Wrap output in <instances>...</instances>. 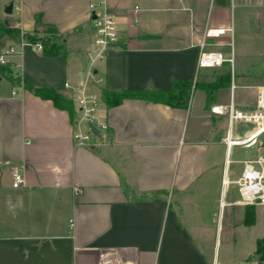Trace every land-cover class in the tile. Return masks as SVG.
<instances>
[{
    "label": "crops",
    "instance_id": "obj_1",
    "mask_svg": "<svg viewBox=\"0 0 264 264\" xmlns=\"http://www.w3.org/2000/svg\"><path fill=\"white\" fill-rule=\"evenodd\" d=\"M100 1L118 26L104 60L95 57L90 10ZM250 19L264 21V0H0V21L24 33L52 28L67 52L45 56L24 39L8 45L17 51L9 70L22 81L5 76L10 86L0 89V264H99L109 252L117 264H264L256 255L264 237L240 258L227 251L240 224L250 226L230 166L263 157L264 134L229 148V103L220 101L229 90L235 99L239 79L252 92L237 108H255L264 62L260 73L231 71L229 86L211 101L204 89H194L182 107L141 99L110 107L103 96L107 137L85 146L74 140L76 111L56 108L23 81L68 97L66 83L102 93L171 91L206 70L198 67L202 50L228 57L233 33L208 39L207 30L243 36ZM217 106L225 114H214ZM250 124L237 123L231 137L252 136L256 126L238 131ZM238 147L255 155L232 159ZM14 170L25 179L18 189ZM253 212L256 220L255 206Z\"/></svg>",
    "mask_w": 264,
    "mask_h": 264
},
{
    "label": "built area",
    "instance_id": "obj_2",
    "mask_svg": "<svg viewBox=\"0 0 264 264\" xmlns=\"http://www.w3.org/2000/svg\"><path fill=\"white\" fill-rule=\"evenodd\" d=\"M92 12L94 33L96 36L97 48L95 57L98 60H104L106 53L116 41H118V26L115 19L109 14L104 1L90 4ZM226 32L233 33V29H209L206 32V38L216 39L224 35ZM32 45V44H31ZM35 46L39 51H43V45L37 43ZM205 44L202 45V48ZM14 47L5 48L0 52V66H7L9 58L16 54ZM226 62L233 63V57L228 58L224 53L219 51L202 50L199 56V69L221 68ZM99 80H95V84H99ZM69 91V98L75 104L76 118L74 140L78 146H85L93 142L95 138H106L108 125L100 118L101 105L103 103V93L100 89L89 87L87 84L83 86L73 87L69 83L64 85ZM236 89L232 84V91ZM213 113L217 115L225 114L224 108L217 106L213 108ZM226 115L229 123L228 134L225 138L226 145L242 146L250 145L257 137L264 134V82L257 87L256 106L248 111L239 110L236 106L234 95L232 94L230 102L226 107ZM239 122L254 123L256 126L252 136L246 139H234L231 137L235 125ZM85 128H84V127ZM91 126L99 131L97 136ZM12 187L21 188L25 184L24 175L14 170L12 173ZM225 184L228 182L225 180ZM238 186L240 200L246 206H259L264 208V156L256 159L247 160L243 163V171L241 176L236 180ZM80 191L76 190V194ZM223 205V203H221ZM113 254L110 252L103 255L99 264H117L113 260Z\"/></svg>",
    "mask_w": 264,
    "mask_h": 264
},
{
    "label": "rangeland",
    "instance_id": "obj_3",
    "mask_svg": "<svg viewBox=\"0 0 264 264\" xmlns=\"http://www.w3.org/2000/svg\"><path fill=\"white\" fill-rule=\"evenodd\" d=\"M0 23L4 22L0 21ZM247 24V34L240 36L238 34V30H236L235 32H233L231 43L227 48H225L228 58L233 57V63L230 64L231 67H229L228 65H224L221 68L206 69L201 71L197 80L195 81L198 89H207V87H214V90H217V86L221 84V76L227 73L231 74V71L233 74L235 73V71L238 74L240 73V71H243L245 73L250 72L252 74L260 73L262 71L261 68L264 62V21L262 22V20H256L255 22H253V20L250 19ZM8 27H11L10 24ZM47 31L48 29L45 30V32L40 36L43 37L46 42L56 41V35L47 33ZM21 39L22 37L12 38L6 34H1L0 52L8 47V45L13 43L12 41H19ZM0 75L3 79V81L0 83V89H8L10 85L6 77H9L10 75H8L6 72H0ZM236 83L238 87L235 90L234 94L236 105L237 107H240L241 105L248 102L249 95L252 90L241 87L242 82L239 79H237ZM194 89L195 86L192 88L191 94ZM197 94L198 92H196L195 96H197ZM229 99L230 90L227 92H223L220 101L222 103L228 104ZM254 126V124L246 125L243 127L241 126L238 131L242 136L248 131L252 130ZM93 140H95V138ZM254 155L255 150L253 148L238 147L234 149L232 159L242 160L253 157ZM230 167L234 177L239 178L243 171V165L240 163H232ZM239 211L240 213H242V208L239 209ZM261 237H264V208L257 206L255 223L250 226L240 224L239 230L237 231V243L236 245H233V247H227V251L229 252V254L240 258L245 249H255L256 239Z\"/></svg>",
    "mask_w": 264,
    "mask_h": 264
},
{
    "label": "trees",
    "instance_id": "obj_4",
    "mask_svg": "<svg viewBox=\"0 0 264 264\" xmlns=\"http://www.w3.org/2000/svg\"><path fill=\"white\" fill-rule=\"evenodd\" d=\"M47 33H52L56 35V41L46 42L43 37H41L37 32L33 33H24L20 28L8 27L5 23H0V35L6 34L12 38L22 37L27 43L35 45L41 43L43 45L42 53L45 56H59L61 54L66 55V48L62 43V36H58L57 32L50 28ZM224 65H230L229 62H226ZM0 72H6L9 76V79L13 82L22 81L20 77H13L11 71L7 66H0ZM221 84L217 86L218 88L227 87L231 81V74L227 73L220 78ZM25 88L33 92L36 96L44 99L50 100L54 103L56 108L60 110H66L73 116L75 107L73 101L67 96L57 92L54 89L46 88H35L33 87L26 79H23ZM195 86V89H198L197 84L193 80L179 81L174 84V87L171 91H141V92H122V93H113L107 90L103 91L104 99L108 106H116L122 103L125 99H141L147 102L152 103H161L171 107H182L188 104L190 99V94L192 88ZM204 89V88H200ZM206 90L208 94L209 101L214 97V87H207ZM254 206H249L247 211L246 224L253 225L255 223L254 219ZM256 255L258 260L264 263V238L257 241Z\"/></svg>",
    "mask_w": 264,
    "mask_h": 264
},
{
    "label": "water",
    "instance_id": "obj_5",
    "mask_svg": "<svg viewBox=\"0 0 264 264\" xmlns=\"http://www.w3.org/2000/svg\"><path fill=\"white\" fill-rule=\"evenodd\" d=\"M13 6H14V4H13V3H10L9 6L6 7V10H5L6 14H11V13H12V11H13ZM5 24H6V26H8V22H7V21L5 22ZM91 128H92V131H93L97 136H99V131H98L94 126H91Z\"/></svg>",
    "mask_w": 264,
    "mask_h": 264
}]
</instances>
